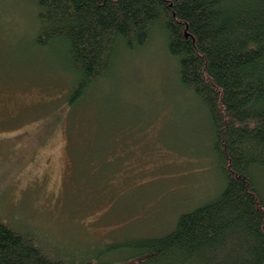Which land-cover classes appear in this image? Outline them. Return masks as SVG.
<instances>
[{
  "label": "rangeland",
  "instance_id": "1",
  "mask_svg": "<svg viewBox=\"0 0 264 264\" xmlns=\"http://www.w3.org/2000/svg\"><path fill=\"white\" fill-rule=\"evenodd\" d=\"M36 15L35 0H0L1 219H18L9 224L46 234L48 241L36 236L57 251L96 254L108 243L161 236L180 214L220 193L225 181L212 148L209 113L180 83L177 60L161 36L122 50L88 89L79 120L69 123L75 140L70 172L65 123L53 120L52 113L56 101L68 97L66 54L59 44H34ZM97 131L98 141L87 140L88 132ZM95 149L96 176L114 174L118 182L92 198L94 203L80 195L77 209L71 195L87 194L93 175L84 163ZM109 157L111 165L103 169ZM257 170L252 169V177L264 197V172ZM123 174L132 181L121 183Z\"/></svg>",
  "mask_w": 264,
  "mask_h": 264
},
{
  "label": "trees",
  "instance_id": "2",
  "mask_svg": "<svg viewBox=\"0 0 264 264\" xmlns=\"http://www.w3.org/2000/svg\"><path fill=\"white\" fill-rule=\"evenodd\" d=\"M35 4L34 44H59L66 54L68 97L56 101L52 113L53 120L65 123L70 172L75 166L71 154L75 140L69 123L79 120L88 89L105 76L122 50L141 48L151 37L161 36L177 60L180 83L209 113L212 148L225 183L215 198L180 214L167 233L108 243L96 254L83 249L70 254L65 247L57 251L45 246L36 236L42 233L30 226L23 230L9 224L18 219L0 218V264H264V197L252 177L253 168L264 172V0H35ZM88 133L87 140H99L101 132ZM111 140L107 138V143ZM97 153L95 149L85 159L93 176L86 184L87 194L71 195L74 206L80 204L76 202L80 195L94 203L92 198L119 178L96 176ZM106 159L103 169L111 165V158ZM120 179L123 184L132 181L124 174ZM116 199H107L110 207ZM41 236L48 241L46 234ZM122 251L126 254L116 260Z\"/></svg>",
  "mask_w": 264,
  "mask_h": 264
}]
</instances>
